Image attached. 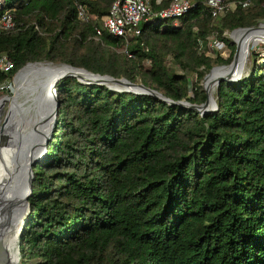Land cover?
Returning a JSON list of instances; mask_svg holds the SVG:
<instances>
[{
    "label": "trees",
    "instance_id": "1",
    "mask_svg": "<svg viewBox=\"0 0 264 264\" xmlns=\"http://www.w3.org/2000/svg\"><path fill=\"white\" fill-rule=\"evenodd\" d=\"M114 1L0 0V15L11 9L17 22L0 34V53L12 61L0 86L30 63L69 64L201 105L200 82L231 64L235 49L213 58L200 42L213 34L228 42L226 31L264 21V0L218 19L207 0H191L179 25L155 17L140 22L129 43L107 33L97 41L99 24L80 20L78 7L101 19ZM151 4L158 12L169 0ZM253 55L251 72L221 82L218 110L206 115L73 77L59 81L54 137L34 167L22 264H264V62Z\"/></svg>",
    "mask_w": 264,
    "mask_h": 264
},
{
    "label": "water",
    "instance_id": "2",
    "mask_svg": "<svg viewBox=\"0 0 264 264\" xmlns=\"http://www.w3.org/2000/svg\"><path fill=\"white\" fill-rule=\"evenodd\" d=\"M257 29H259V27L257 26L241 28L239 29L240 30L239 36L243 38L246 36L247 33L255 31ZM236 43H237V49L232 63L229 66H220L211 70V74L216 69L225 68L228 70L227 74L221 77L215 83V87H218L221 84V82L233 84L239 81L243 77L244 69L242 70L241 73L237 71L241 49H240V41L237 40ZM30 64L53 65L51 63H30ZM55 67L68 68L70 70L78 71L80 73L87 75L89 78L87 80H82L76 75H71V74L57 76L53 78L51 83L47 86L46 99L48 100V102H51L54 105L53 111H55L56 122L58 120V108L57 106H55L56 103L53 102L56 101L57 84L62 79L68 77L77 78L80 83L85 85H100V86L106 85L110 87L113 91L154 96L160 98L165 102H168L169 104L179 105L183 108H189L195 110L201 115H206L218 110L216 98L214 97L213 92L207 89L206 85H204V90L207 94V101L204 104L197 105V104H191L187 101L174 102L173 100L165 97L162 93L158 92L157 90L146 87L142 83H133L126 78L118 79L109 75L95 74L84 68H77L69 64L56 65ZM38 115L39 114L37 112L36 117H38ZM29 120H30L28 121L29 124L30 122H34L35 126L33 128H31L30 126L31 131L29 130L27 132L26 135L27 137L23 136L22 138L23 142H25V146L27 149V152L24 155L28 156L29 161L17 173V177L16 180L14 181L13 189L10 191L11 200L7 201L3 206L0 207V256L2 255L4 256L8 251H10L11 245L12 244L15 245L16 242V246H17L16 253L10 252L11 262L13 264H17V262L19 261L21 262L23 260L22 250H21L22 238L25 235V230L31 213L29 200L33 196V182L35 179L34 167L37 166L40 162H42L48 153V148L44 147L45 145L43 146L41 145L42 142L40 141V135H39L42 132V129L46 125L48 126L47 121H45V119L39 120L38 118L35 119L34 121L33 117H30ZM11 123H12L11 120L10 119L8 120V116H7L4 124L0 127V148L6 147L9 144V139H10L9 137L12 136V132L15 126L14 124ZM42 123L44 124L42 125ZM54 132L55 131L53 130V135L50 137V139L54 137Z\"/></svg>",
    "mask_w": 264,
    "mask_h": 264
},
{
    "label": "bare ground",
    "instance_id": "3",
    "mask_svg": "<svg viewBox=\"0 0 264 264\" xmlns=\"http://www.w3.org/2000/svg\"><path fill=\"white\" fill-rule=\"evenodd\" d=\"M263 35L264 33L262 34V32H254L243 38L238 36L237 40L240 41L241 49L237 66L239 73L242 72L246 65L250 45L258 43ZM227 72L228 70L225 68L214 70L205 82L207 89L213 92L215 83L225 76ZM69 74L76 75L82 80L89 79L87 75L68 68H59L46 64H30L17 74L13 90L14 96L0 99V112L5 104L10 101L8 120L10 119L11 124L15 125L12 136L9 137V144L0 148V207L11 200L10 191L13 189L17 173L29 161L28 156L24 155L27 149L22 139L23 136L27 135V132H24L23 124H21L23 120L18 119L17 115L22 110L25 111V106H34L39 114L37 118L39 120L45 119L50 125L54 105L46 99L47 86L54 77ZM22 96L26 97L24 101L20 100ZM41 145L43 146V142Z\"/></svg>",
    "mask_w": 264,
    "mask_h": 264
},
{
    "label": "built area",
    "instance_id": "4",
    "mask_svg": "<svg viewBox=\"0 0 264 264\" xmlns=\"http://www.w3.org/2000/svg\"><path fill=\"white\" fill-rule=\"evenodd\" d=\"M162 1L163 0H157L158 3ZM205 4L210 9L212 17L218 19L229 13L235 12L239 8L243 10L251 8L254 5V0H207ZM3 5L4 4L0 2V9ZM193 7H195V4H193L191 0H169V5L167 7L156 12L152 7L151 0H115L109 14L101 19L97 15L88 14L82 6L78 7V18L83 22L99 24V26L95 28V39L97 41L107 33L113 37L122 38L126 43H129L131 37L140 34L138 29L140 22L155 17L163 20L182 18L186 16ZM257 27H259V29L247 33L246 36L254 32H262L263 34L264 21L260 22ZM16 28L17 22L15 21L12 10L6 9L0 15V34L14 32ZM226 35H228V32ZM232 35L237 38V36L240 35V30H234ZM256 44L254 52L258 56V61L263 63L264 35ZM200 45H203V41L200 42ZM210 47L213 51L222 55H225L228 50L226 42L220 40H213L210 42ZM124 52L128 54L130 58H133V55L129 54L127 48ZM11 67L12 61L8 55L0 53V71H9ZM4 88V85L0 86V90Z\"/></svg>",
    "mask_w": 264,
    "mask_h": 264
},
{
    "label": "rangeland",
    "instance_id": "5",
    "mask_svg": "<svg viewBox=\"0 0 264 264\" xmlns=\"http://www.w3.org/2000/svg\"><path fill=\"white\" fill-rule=\"evenodd\" d=\"M188 18V15L182 17V18H176V19H172V20H163L161 18H159L155 24H158L159 22H162L163 26H169V25H174V24H181L183 21H185L186 19ZM228 32V35H226V33ZM223 36L228 40V42H226L227 44V52L225 55H222L220 53H216L215 51H213L210 47V42H212L213 40H219V38L217 37V35L213 34L211 35L207 41H204L203 42V45L201 46V49L204 51V52H207V54H209V56L213 57V58H217V57H222L223 59H228L230 57V55L233 53V50L235 49V53H236V49H237V38H235L233 35H232V32H229V31H226ZM257 44L256 43H252L250 45V48H249V55H248V58L246 60V65L244 67V71H243V75L245 74H249L253 68V64H254V61H255V57L253 55L254 52V48ZM230 54V55H229ZM229 55V56H228ZM56 65H60V64H53L51 66H56ZM145 67L147 69H150L151 68V62L148 60L144 63ZM170 67H172V69L174 71L177 72V74H180V75H183L184 72L183 70L178 66L176 65L172 58H170V63L168 64ZM230 65V64H229ZM228 65V66H229ZM217 67H220L218 65H216L214 68H217ZM213 68V69H214ZM211 74V72L209 74H207L205 76V78L203 79L202 82H200V85L203 86V89H204V85H205V82L207 81V78L208 76ZM17 76V75H16ZM15 76V78H16ZM15 78L13 79V81L9 84H7L4 88L5 92L2 93L0 95V99L4 98V97H13L14 96V87H15ZM190 80L192 81V88L190 90V93L191 95H193L194 93V89H193V85H195L197 83V77L195 75H191L190 76ZM217 87L214 88L213 90V95H214V91L216 90ZM26 99L25 96H22L21 97V101H24ZM53 103H56L55 106H57V108L59 109V105L60 103L56 100L54 101ZM9 109H10V101H8L3 110L0 112V127L4 124L7 116H8V112H9ZM29 110V112H28ZM2 115V116H1ZM37 112H36V109L35 107H30V105H27L25 106V111H21L18 115H17V118L18 119H22V123H23V128H24V132H28L30 130V126L31 128H33L35 126V123L34 122H29V118L30 117H33L34 121L35 119H37ZM27 118V120H25ZM51 120V123L50 125H46L43 129H42V132L39 134L40 135V141L43 142V145H45L44 147H47L49 142L52 140L50 139V137L53 135V130L55 131V127H56V124L57 122L55 121V111L52 112V116L50 118ZM44 123H42L43 125ZM12 225V224H11ZM18 235V234H17ZM20 235V233H19ZM18 235V236H19ZM17 237V236H16ZM16 249H17V246H16V242H15V245L12 244L11 245V248H10V251H8L4 256H0V264H13L11 262V257H10V252L12 253H16ZM23 263V260L20 262H17V264H22Z\"/></svg>",
    "mask_w": 264,
    "mask_h": 264
}]
</instances>
